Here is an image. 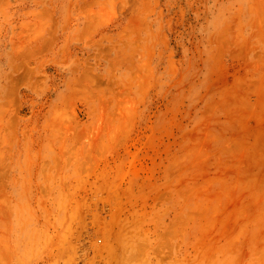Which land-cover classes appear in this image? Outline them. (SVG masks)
Here are the masks:
<instances>
[{"label": "rangeland", "instance_id": "rangeland-1", "mask_svg": "<svg viewBox=\"0 0 264 264\" xmlns=\"http://www.w3.org/2000/svg\"><path fill=\"white\" fill-rule=\"evenodd\" d=\"M0 264H264V0H0Z\"/></svg>", "mask_w": 264, "mask_h": 264}]
</instances>
